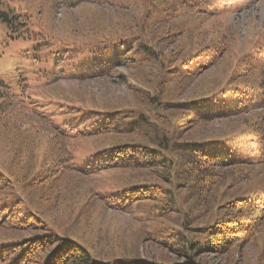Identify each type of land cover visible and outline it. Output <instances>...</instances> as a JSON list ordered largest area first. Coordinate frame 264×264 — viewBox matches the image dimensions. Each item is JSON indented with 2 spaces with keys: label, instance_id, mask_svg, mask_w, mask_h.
<instances>
[{
  "label": "trees",
  "instance_id": "obj_1",
  "mask_svg": "<svg viewBox=\"0 0 264 264\" xmlns=\"http://www.w3.org/2000/svg\"><path fill=\"white\" fill-rule=\"evenodd\" d=\"M18 2L17 6L0 9V19L6 24L9 37L33 38L36 48L48 47L56 58L55 72L40 71L34 81L18 72V85L15 86L0 76V136L7 135L14 146V165L0 162V229L32 231L25 236L0 239V264H202L193 253L206 250L225 252L235 243L246 242L257 233L264 223V185L253 186L243 196L222 201L216 220L202 229L196 227L199 230H192L199 231L203 239L191 241L189 249L179 254L184 259L173 263L145 260L138 255L98 259L75 228L76 217L70 219L67 227L50 221L45 209L36 205L40 190L71 177L76 178L78 184L80 179L90 185L97 201L91 203L92 206L103 205L115 211L133 210L138 201L154 200L164 190L170 194L166 199L175 204L178 202L176 190L160 182L165 175L163 171L155 170L167 168L171 172L170 166H177L170 155L171 150L184 151L187 158L184 160L187 161L184 174L195 184L210 182L212 185L220 175L215 168L239 167L247 169L243 170L247 174L248 169L264 167V110L260 109L264 108L262 44H254L233 58L229 55L223 60L229 66L225 67L222 84L213 89L221 77L214 76L208 84L213 87L210 92L186 101L185 108L178 107L180 104L175 100H165L158 92L161 87L168 90L176 78L184 87V82L210 71L230 53L229 29L213 43L180 57H176L180 50L175 48L174 52L162 53L157 47L159 41L171 42L181 31L194 25L179 18L189 14L197 16L193 17L197 20L219 17L239 0H149L145 13L137 20L125 23L124 29L108 31L106 28L103 35L90 32L77 34L76 38L62 36L61 40L53 30L46 29L45 22L27 8L25 1ZM120 3L116 5L119 7ZM3 4L0 0V5ZM160 24L169 26L166 31L158 32ZM133 28L139 30L131 31ZM62 56L68 60L56 70ZM151 63L160 74L158 90L145 93L148 105L156 114L160 106L169 104L176 105L170 108L171 111H186L198 121H212L219 117L232 119L256 112L251 130L235 139L212 137L178 141L170 137L168 142L157 138L155 143L144 132L145 122H151L146 109L128 104L105 107L48 93L61 78H107L115 75L121 66L142 69ZM81 64L83 67L79 66ZM118 74L124 77V74ZM161 115L170 123L175 121L172 115L165 112ZM131 135L141 137V140L104 145L95 143L110 136ZM42 139L45 149L36 156L34 150ZM175 141L180 147L173 145ZM26 157L32 161V167L22 165ZM126 176L132 180L130 183H127ZM151 176L160 181L145 180ZM17 206L26 207L18 211ZM84 211L81 207L80 213L84 215Z\"/></svg>",
  "mask_w": 264,
  "mask_h": 264
},
{
  "label": "rangeland",
  "instance_id": "obj_2",
  "mask_svg": "<svg viewBox=\"0 0 264 264\" xmlns=\"http://www.w3.org/2000/svg\"><path fill=\"white\" fill-rule=\"evenodd\" d=\"M18 1H25L27 8H30L29 10L45 22L46 29L53 30L57 36L61 37L58 39L55 36L58 40H61L62 36L76 38L77 34L87 35L90 32L103 35L106 28L108 31L109 29L112 31L119 28L124 29L125 23H131L137 20L143 12L145 13L146 2H149V0H2L4 4L0 5V9L6 10L17 6ZM120 1L122 5L118 7L116 3ZM193 17L197 16L189 14L184 18H179V20L191 21L194 24L192 27L184 32L181 31L178 37L175 35L176 37L171 42L164 40L157 43L162 53L173 51L175 48L180 50V52L177 51L178 54L175 52L176 57H180L196 48L213 43L226 29H229L232 45L230 53L225 55L218 65L184 82V87L176 78L167 88L168 90L162 87L159 89L158 92L165 100H175L181 108H185L183 104L193 97L210 92L213 87L208 84L212 82L210 80L214 76L221 77L213 89L222 84L226 75L225 67L229 66L223 60L228 59L229 55L233 58L234 55L249 50L254 44L264 46V0H239L230 11L219 17H206L198 20ZM159 26L157 31L162 32L166 31L169 25L160 24ZM135 29L139 30L137 28L130 30ZM8 32L6 24L0 19V76L2 78L17 86L20 75L18 72L32 81L40 71L55 72L56 57L48 47L40 50L36 48L35 39H12ZM36 38L38 39L39 36ZM194 41L199 45L194 44ZM57 42L54 41V43ZM62 57L58 60L56 70L64 66L68 60ZM83 65L79 66L83 67ZM79 66L76 67L79 68ZM153 68L152 63L142 69L121 66L115 75L107 78L88 77L85 80L71 77L61 78L56 86L49 88L48 93L56 97L90 102L105 107L128 104L146 109V113L150 114L151 122H145L144 132L155 143H157V138H164L168 142L170 137L178 141L204 140L212 137L235 139L251 130L250 125L257 118V115H254L256 112L246 113L232 119L219 117L212 121H198L186 111L177 109L171 111L170 108L176 105L169 104L160 106L156 114L148 105L145 93L151 94L158 90L157 82L160 74ZM118 72L124 74V77L119 76ZM142 89H144L143 92ZM260 109L264 110L263 107ZM161 112L174 116L175 121L173 123L166 121L162 118ZM124 140H141V137L110 136L97 140L95 143L104 145ZM176 142L173 145L180 147V143ZM13 147L7 135L0 136V162L14 165ZM44 149L45 141L42 139L37 144L34 154L39 156ZM183 154L182 150H171L170 155L177 162V166H170L171 172L167 168L155 169L163 171L164 180L160 181L152 176L145 179L163 182L169 188L176 190L178 202L175 204L166 199L170 194L168 190H164L167 194L160 192L154 200L138 201L133 210L115 211L99 203L98 207L92 206L91 203L97 201L94 200L90 185L77 178L78 184L76 178L71 177L49 189L40 190L37 193L36 205L45 209L46 217L50 221L53 220L64 226L69 224L71 218L76 217L74 222H77L75 223L77 226L75 228L85 238L84 243L98 259L110 260L118 256L138 255L145 260L155 262H180L184 259L179 255L180 252L188 250V245L194 239H203L199 231L192 230H199L196 227L202 229L203 226L216 220L222 201L235 196H243L253 186L264 185V167L260 166L248 169L247 174L243 171L247 169L239 167L215 168L220 175L216 176L212 185L210 182L192 183L191 178L186 173L184 174V170H187H183L187 163L184 160L187 158ZM27 159L26 157L22 164L26 166L24 168L32 167V161ZM6 167L11 168V166ZM13 168L18 170L15 166ZM126 178L127 183L132 181L129 176ZM176 178H178L177 182ZM17 207L19 211L26 206ZM81 207L85 209L84 215L83 212L80 213ZM31 232H7L0 229V239L25 236ZM193 254L202 264H264V223L248 241L235 243L225 252L206 250Z\"/></svg>",
  "mask_w": 264,
  "mask_h": 264
}]
</instances>
